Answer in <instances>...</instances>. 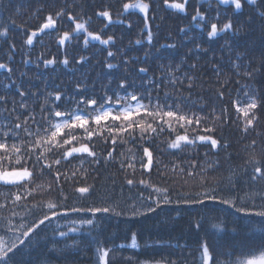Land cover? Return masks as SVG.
Instances as JSON below:
<instances>
[{
    "label": "snow or ice",
    "instance_id": "6c2138e0",
    "mask_svg": "<svg viewBox=\"0 0 264 264\" xmlns=\"http://www.w3.org/2000/svg\"><path fill=\"white\" fill-rule=\"evenodd\" d=\"M190 0H163V4L171 9H177L180 12H186ZM245 0H218L221 5H233L235 10H240L244 6ZM247 3L256 9L259 17L264 18V0H247ZM75 5L65 0L59 8H49L46 14L44 6L37 7L34 15L40 20L38 26L34 29L26 27L27 22L22 25H16L15 21L10 24L0 25V37L7 38L10 30L22 32L26 39L25 45H33L34 41L42 34L58 32L57 43L64 51V57L59 63L65 66L69 65V49L65 47L66 42H72L74 37L84 34L83 44L86 47L89 40L99 41L101 45H114L116 38L109 35L102 38L98 32L90 31L88 28L89 19H84L82 14L75 12ZM110 6H105L104 10L97 11V17H103L107 21L104 28L109 24H124L121 19L113 20V13L109 10ZM130 9H138L144 14V27L141 32L147 30L145 39L148 44L153 43V32L149 26V20L154 19L148 15L150 4L145 0H124L121 10L117 15H123ZM220 13L211 17L207 10L201 11L200 7L195 9V14L191 22L195 27L204 30L207 27L206 36L209 39L219 36L221 33L231 32L234 36L239 34L240 29L234 28L232 19L219 23ZM199 21V22H198ZM65 22L70 23L67 30L58 31ZM202 22V23H201ZM130 29L132 25L129 23ZM103 31V29L101 30ZM186 28L181 27L180 32L184 33ZM132 43L131 41L129 42ZM137 45L142 43L141 39L134 42ZM176 43L161 45L163 49H175ZM222 48H232L231 44L225 43ZM16 46L10 43L9 56L14 53ZM197 51H207L202 49L201 45H195ZM121 52L124 49H120ZM193 49H189L192 52ZM159 52V50H158ZM116 53L112 50L107 51V57H113ZM151 55L145 52V58ZM234 55V60L231 58ZM246 53H230L229 66L235 72V75L246 80L254 81L258 75H264V52L261 58L256 62L257 66H252L253 60L247 63H241ZM44 53L36 58L37 61L43 60L45 67L57 63L55 58L43 59ZM130 59L139 61L138 57L126 58L125 64ZM161 59H164L161 56ZM87 56H80L77 64L87 62ZM33 61L25 59L24 63ZM184 61L173 64L171 61L167 64L159 65L161 79L164 86L171 87L172 91H165L163 98L159 95L161 84L155 79L145 80L140 87L146 91H136L135 83H130L127 79L119 82L118 89L112 95L107 93L102 97L94 94L79 95L65 98L63 92L57 90L50 92L45 96L44 102L40 105V113L37 115L34 109L30 110V105L25 101L27 91L22 86L17 87L16 91L20 97L19 100L11 99L8 95H0V105L7 106L12 104L11 109L6 108L8 115L5 120L19 110L20 115L24 111L28 115L20 119V115L15 117L14 123H5L0 127V188L16 189L15 192L9 191L4 197V203H0V264H17V254H20L18 264H34L31 259L40 240L48 242L47 232L44 236L40 233L46 226L50 227L54 221L64 219L67 224H71L67 231H60V225L51 228L53 243H57L54 237H68L69 232H80L87 230L90 233L100 227L98 220L106 216H125V217H149L156 216L162 212H175L177 216L186 211L187 208L198 206L200 209L207 210L209 203L219 202L234 210L245 222V226L253 232L260 233V242L245 246L243 242L239 245H232L231 250L221 255L227 256V260H220L214 256L207 244L198 247L201 252L199 264H264V203L256 204L258 199L264 202V193L257 189V194L251 198L239 195L238 189L240 184V175L247 177L244 183L248 186L255 185L258 181H264V157L257 159L251 156L245 162L243 172L235 173L229 168V175L221 177L214 181L215 186H210L207 179H202L200 183L201 190L175 192L170 186L160 187L150 182L147 178L136 179L137 163L142 170L141 175L150 173L153 168L158 169V161L154 156L152 147L153 141L168 133L166 139L169 149H181L193 145H210V150L219 151L227 149L230 145L223 141V137H217L216 128L226 126L231 119L229 109L223 108L219 114L212 109L209 113L204 114L203 108L206 104H201L199 111L186 109L185 105L190 102L192 107L200 103V98L191 100V89L196 86L198 77L195 74L197 63L194 61L189 65L190 71L181 73V66ZM39 66V64H37ZM108 69L116 67L115 64L107 63ZM216 73L217 98L223 100L225 92L223 89L227 86V81H221L219 78L223 75L218 65L211 66ZM0 69H6L11 74L13 71L8 64L0 62ZM147 67L138 68V73L147 74ZM191 72V74H190ZM185 82H187L185 84ZM240 81L237 80V83ZM155 86L157 95H152V87ZM5 88L8 87L6 84ZM189 90V96L183 95V89ZM76 89L86 93V87L80 83L76 84ZM36 96L37 93H32ZM74 102V107L60 110L62 103L70 104ZM231 106L237 114L236 124H243V132L247 134L250 129L254 128L259 117L257 112L264 107V96L260 95L256 89L244 85L237 89L236 98L231 100ZM103 144V150L98 154L97 148ZM136 145L142 148V155L139 160L136 159V149L128 148L118 152L117 149L125 145ZM257 141L253 139L248 145L253 149L256 148ZM86 154V155H84ZM71 160L79 159L80 168L69 172L65 169L64 163ZM87 162L89 168L82 169ZM101 163L107 168L109 165L119 164L118 172L123 173V182L119 185L121 194L125 187L131 195L123 197L122 200H112L109 196L107 199L97 203L95 199H90L96 189L95 183H87V177L92 171L97 170ZM173 167H178L174 164ZM200 167L198 161H192L187 164V175L193 176L196 169ZM216 167H219L217 164ZM252 172L249 175L248 169ZM82 169V170H81ZM159 170V169H158ZM212 171L215 168L211 169ZM52 177L53 182L46 187L43 184L34 183L37 177L45 175ZM161 177L164 172H159ZM111 180V185H106L115 194L117 187L116 178L107 177ZM235 181V183H234ZM67 186V190H66ZM142 186V187H141ZM138 189V191H133ZM242 191V189H240ZM55 193L54 198L48 200H36L38 194L49 195ZM229 194L225 198L223 193ZM236 192L235 196L231 195ZM34 201L29 204L28 201ZM251 200V202H250ZM131 201V203H128ZM123 205V206H122ZM187 206V207H185ZM119 209V211H117ZM8 214L5 215L4 213ZM70 213H87L90 217H79L69 220ZM99 214V215H98ZM200 219L196 222L199 229L206 217L199 214ZM172 217L169 216L170 220ZM215 219V217H212ZM65 225V226H66ZM224 225L223 221L213 224V228L220 230ZM237 227L232 229L233 233L237 232ZM35 238V239H34ZM99 243V242H98ZM132 248H137V234L133 232L131 237ZM123 248L125 245H120ZM115 249H106L98 247L97 264H114L113 257L109 259V252ZM233 253H238L233 259ZM24 257H28L27 260ZM40 257H36L38 264ZM140 264H150L148 260L140 261ZM161 264V261H156ZM175 264V262H170ZM195 264V262H194Z\"/></svg>",
    "mask_w": 264,
    "mask_h": 264
},
{
    "label": "trees",
    "instance_id": "16d2710c",
    "mask_svg": "<svg viewBox=\"0 0 264 264\" xmlns=\"http://www.w3.org/2000/svg\"><path fill=\"white\" fill-rule=\"evenodd\" d=\"M64 2L65 0H0V25L6 22L10 24L12 21H15L16 25L27 22L26 27L34 29L40 22L33 14L37 7L44 6L45 11L41 13L44 15L49 8H59ZM123 2L124 0H68V3L76 6L77 14H82L84 19L90 18L87 25L90 31L100 33L102 38L114 35L116 42L114 45L104 46L99 41L90 39L85 47L83 44L84 34L81 33L79 37H74L72 42H66L65 47L69 49L70 60L67 66L59 63L65 53L57 43L58 32L42 34L34 41L33 45H25L26 36L17 30H10L7 38L0 37V62L8 64L13 70L9 74L6 69H0V95H8L11 99L19 100L16 88L22 86L23 90L28 93L25 102L30 105V110H35L37 115L40 113L41 103L50 92L59 90L63 92L65 98L75 97V99H79L81 94L89 96L94 94L97 97H102L106 93L112 95L116 91H122L118 89L122 79L135 83L138 92L147 90L146 87H140L145 80L155 79L157 83L161 84L159 95L163 98L164 92H171L172 89L170 86L167 88L164 86L159 65L167 64L170 61L173 64L180 63L183 60L182 73L190 71L189 65L195 61L197 63L195 74L198 79L196 86L191 89V100L195 101L200 98V103L192 107L188 102L185 107L189 110L199 111L201 104H206V107L203 108L204 114L209 113L212 109H215L216 114H219L223 108L227 107L231 117L228 124L219 126V122L215 123L218 125L216 128L217 137L222 136V142L228 143L230 147L212 151L210 145L197 144L181 149H169L165 142L168 133L165 132L152 144L155 159L159 162V170L153 168L150 173L141 175L142 170L137 163L136 179L147 178L157 186H170L175 192L199 191L202 179H207L210 186H215V180L230 174L229 168L240 174L249 157L255 156L257 159L264 157V107L257 112L259 119L254 128L245 134L242 130L243 124L232 122L236 120L237 114L231 106V100L236 98L237 89L244 85L256 89L260 95L264 96V75H258L254 81H246L236 76L229 66L230 53H246L241 63L253 60L252 66L255 68L256 62L264 52V18L257 15L255 7L249 5L247 0L240 10H235L231 4L221 5L218 0H190L186 12H180L165 6L163 0H145L150 4L148 15L154 17L149 20V26L153 32V43L149 45L145 39L147 30L141 32L144 27L143 13L138 9H130L123 15H117ZM105 6H110L109 10L113 13V20L121 19L125 23L109 24L105 29L104 25L107 23L105 18L95 15L97 11L104 10ZM197 7H200L201 11L207 10L209 23L217 11L220 13L219 23L221 25L230 17L234 28L240 29L239 34L234 36L231 32L221 33L219 36L209 39L206 36L207 27L201 31L191 22ZM129 23L132 25L130 29L127 27ZM70 26V23L65 22L58 31L67 30ZM181 27L186 28L184 33L180 32ZM102 29L103 31H101ZM137 39L142 40L140 45L134 43ZM10 43L16 46V50L11 56H9ZM169 43H176L177 47L175 49L161 48V45ZM197 43L207 51L195 50ZM225 43L231 44L232 48H222L221 46ZM120 49H124V51L121 52ZM189 49H193V51L189 52ZM108 50L114 51L116 55L107 57ZM145 52H150L151 55L145 58ZM41 53H44L43 59L55 58L57 63L45 67L42 59L36 60ZM82 55L88 57L87 62L77 64L76 60ZM161 56L164 59H161ZM133 57H138L139 61L130 59L128 64L124 63L126 58ZM231 58L234 60V55ZM25 59L33 62L25 64ZM107 63L115 64L116 67L108 69L105 66ZM214 64L218 65L223 73L219 79L227 81V86L223 89L225 92L223 100L218 99L216 95L215 90L219 85L216 83V73L211 67ZM140 67H147L148 73L146 75L138 73ZM237 80L240 82L237 83ZM77 83L86 87V93L78 92ZM6 84L7 88L4 87ZM32 93H37V95L33 96ZM152 95H157L154 85ZM183 95L189 96V90L186 87L183 89ZM74 106V102L62 103L60 110ZM12 107L11 103L7 106L0 105V127L5 123H14L15 117L20 115L21 110L18 109L16 113H12L8 120H5L8 115L6 108L11 109ZM26 115L28 112L24 111L20 115V119ZM253 139L257 141L255 149L248 147ZM103 148V144L97 148L98 154ZM128 148L136 149L138 161L142 155V148L136 145H125L117 151H124ZM192 161H198L200 167L196 169L193 176L189 177L187 164ZM174 164L178 167L174 168ZM217 164L219 167H216ZM63 167L69 172L74 171L80 168V161L70 158V163L65 162ZM87 168H89V164L85 162L82 169ZM118 168L119 164L109 165L105 168L101 163L97 170L91 172L87 177V183H95L96 189L90 199H95L97 203H100L109 196L112 197V200H122L123 197L131 195L127 187L121 194L119 185L123 182L124 176L123 173L117 171ZM213 168H215L214 171L211 170ZM248 171L251 175L252 169L249 168ZM159 172H164V176L161 177ZM109 176L116 178L115 194L109 187H106V185H111V180L107 179ZM245 180L247 177L240 175L238 192L241 197L251 198L257 194V189L264 193V181H258L255 185L248 186L244 183ZM52 182V177L46 174L43 177H37L34 183L43 184L46 187ZM9 191L15 192L16 189L0 188V203L5 202L4 197L8 195ZM133 191H138V189ZM236 194L234 192L231 195L235 196ZM223 195L225 198L229 196L227 192ZM54 197L55 193L53 192L49 195L38 194L35 199L48 200ZM33 202L30 200L27 203ZM255 203L259 205L264 202L257 199ZM199 214H204L208 218L198 229L195 225L200 219ZM169 216L172 217L170 220ZM79 217L88 218L90 214L70 213L68 219ZM220 221L224 222L222 228L220 230L213 228V224L220 223ZM98 223L100 227L91 233L87 230L69 232L68 237H54L57 243H53L51 228H55L59 224L60 231H67L69 227H72L71 224L66 225L64 219L54 221L50 227L46 226L41 231V236H44L45 231L47 232L48 242L41 239L31 259L34 264H37L36 257H40L38 264H97L96 250L98 247H104L115 249L109 252L110 260L113 257L116 258L114 264H140V261L144 260L161 261L166 264H170V262L199 264L201 252L198 251V247L202 244H207L210 252L218 259L227 260L228 257L221 253L229 252L232 245H239L243 242L245 246H250L259 243L261 238L259 232H253L245 226V222L234 214L233 209L219 202L209 203L207 210L200 209L198 206L187 208L179 216L175 212H162L159 215L146 218L111 215L98 220ZM237 225L239 226L238 230L233 233L232 229ZM133 232L137 234V244L139 245L137 248L128 246L131 244ZM120 245H125V247L121 248ZM236 255L238 253H233L232 258L234 259ZM24 259L27 260L28 257H24ZM16 260L18 264L20 254H17Z\"/></svg>",
    "mask_w": 264,
    "mask_h": 264
},
{
    "label": "rangeland",
    "instance_id": "374dc122",
    "mask_svg": "<svg viewBox=\"0 0 264 264\" xmlns=\"http://www.w3.org/2000/svg\"><path fill=\"white\" fill-rule=\"evenodd\" d=\"M150 264H156V261L150 262ZM161 264H166V263L161 262Z\"/></svg>",
    "mask_w": 264,
    "mask_h": 264
}]
</instances>
